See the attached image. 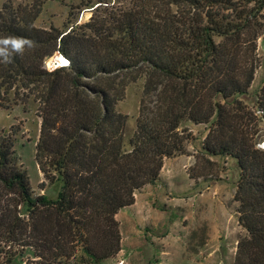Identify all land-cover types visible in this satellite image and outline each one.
<instances>
[{
	"label": "trees",
	"instance_id": "obj_1",
	"mask_svg": "<svg viewBox=\"0 0 264 264\" xmlns=\"http://www.w3.org/2000/svg\"><path fill=\"white\" fill-rule=\"evenodd\" d=\"M98 3L89 20L64 29L35 25L40 0L0 10V36L35 42L0 63V107L37 105L40 187L62 184L57 200L34 196L15 165L13 136L0 140V234L37 264H101L116 256L117 215L157 184L166 159L189 154V122L207 126L205 154L239 165L234 201L246 234L234 264H264V84L254 110L241 99L261 65L264 0ZM56 54L64 63L50 71ZM138 82L139 117L128 139L129 117L117 107Z\"/></svg>",
	"mask_w": 264,
	"mask_h": 264
},
{
	"label": "rangeland",
	"instance_id": "obj_2",
	"mask_svg": "<svg viewBox=\"0 0 264 264\" xmlns=\"http://www.w3.org/2000/svg\"><path fill=\"white\" fill-rule=\"evenodd\" d=\"M34 1L0 0V10L6 2L17 6ZM40 1L44 7L35 25L42 29H64L69 22L83 23L100 5L99 0ZM107 1L117 4V0ZM258 54L261 65L248 93L241 96L253 110L264 84V35L258 41ZM55 60L64 63L56 54L46 64L48 69ZM142 93L143 82L131 84L117 107L129 117L128 139L136 129ZM40 124L34 102L10 110L0 107V140L13 136L15 165L27 174L34 196L43 194L57 200L60 182L47 184L44 190L40 187L44 182L36 161ZM185 126L195 138L187 145L189 154L166 159L157 184L139 191L135 204L117 215L122 250L101 264H234L238 241L246 234L239 223V204L234 201L240 179L238 162L232 157L204 153L206 125L187 122ZM260 127V141H264V123ZM4 191L0 185L1 194ZM21 251L19 245L9 242L7 234H0V264H37L31 252L20 257Z\"/></svg>",
	"mask_w": 264,
	"mask_h": 264
},
{
	"label": "clouds",
	"instance_id": "obj_3",
	"mask_svg": "<svg viewBox=\"0 0 264 264\" xmlns=\"http://www.w3.org/2000/svg\"><path fill=\"white\" fill-rule=\"evenodd\" d=\"M35 47V42L27 37L0 36V63L10 64L16 56H23L26 49Z\"/></svg>",
	"mask_w": 264,
	"mask_h": 264
},
{
	"label": "built area",
	"instance_id": "obj_4",
	"mask_svg": "<svg viewBox=\"0 0 264 264\" xmlns=\"http://www.w3.org/2000/svg\"><path fill=\"white\" fill-rule=\"evenodd\" d=\"M49 70L52 71V70H54V68L52 67V68H50ZM258 147H259L260 149L264 150V141H261V142L258 144Z\"/></svg>",
	"mask_w": 264,
	"mask_h": 264
},
{
	"label": "water",
	"instance_id": "obj_5",
	"mask_svg": "<svg viewBox=\"0 0 264 264\" xmlns=\"http://www.w3.org/2000/svg\"><path fill=\"white\" fill-rule=\"evenodd\" d=\"M54 69H56V68H58V67H60L59 65H58V63L56 62V60L54 61V63H53V66H52Z\"/></svg>",
	"mask_w": 264,
	"mask_h": 264
},
{
	"label": "bare ground",
	"instance_id": "obj_6",
	"mask_svg": "<svg viewBox=\"0 0 264 264\" xmlns=\"http://www.w3.org/2000/svg\"><path fill=\"white\" fill-rule=\"evenodd\" d=\"M65 60H66V59H65ZM56 62H57V60H56ZM67 62H68V61L66 60V63H65V64H63V65H66V64H67ZM57 63L59 64V62H57Z\"/></svg>",
	"mask_w": 264,
	"mask_h": 264
},
{
	"label": "snow or ice",
	"instance_id": "obj_7",
	"mask_svg": "<svg viewBox=\"0 0 264 264\" xmlns=\"http://www.w3.org/2000/svg\"><path fill=\"white\" fill-rule=\"evenodd\" d=\"M65 63H66V61H65Z\"/></svg>",
	"mask_w": 264,
	"mask_h": 264
}]
</instances>
